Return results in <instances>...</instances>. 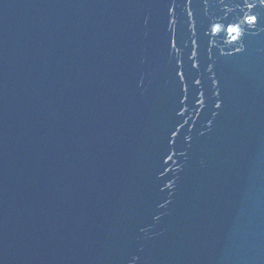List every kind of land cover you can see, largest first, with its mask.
Masks as SVG:
<instances>
[{
    "label": "water",
    "instance_id": "95a60500",
    "mask_svg": "<svg viewBox=\"0 0 264 264\" xmlns=\"http://www.w3.org/2000/svg\"><path fill=\"white\" fill-rule=\"evenodd\" d=\"M236 2L0 0V264H264V7L233 41Z\"/></svg>",
    "mask_w": 264,
    "mask_h": 264
},
{
    "label": "snow or ice",
    "instance_id": "6c2138e0",
    "mask_svg": "<svg viewBox=\"0 0 264 264\" xmlns=\"http://www.w3.org/2000/svg\"><path fill=\"white\" fill-rule=\"evenodd\" d=\"M188 3L191 4V0H188ZM241 5H243V8H241ZM236 7L240 8L241 13L243 15V19L240 20L239 22L226 23V30L231 36V39L233 41H237L242 37L244 33V28L242 26H251V25H256L258 23L257 15L245 14L243 9L247 8L249 10H253L256 8H262L264 7V0H237ZM189 15H191L190 12ZM259 19L264 21V15L260 16ZM221 30H222L221 23H213L211 25L212 33H218ZM173 47H175V41H173ZM236 51H240V49L237 48Z\"/></svg>",
    "mask_w": 264,
    "mask_h": 264
}]
</instances>
